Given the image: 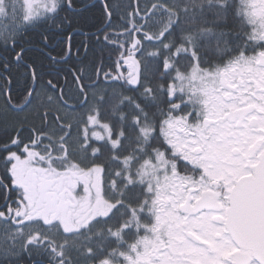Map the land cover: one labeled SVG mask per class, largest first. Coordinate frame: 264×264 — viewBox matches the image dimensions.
<instances>
[{
	"label": "snow or ice",
	"instance_id": "6c2138e0",
	"mask_svg": "<svg viewBox=\"0 0 264 264\" xmlns=\"http://www.w3.org/2000/svg\"><path fill=\"white\" fill-rule=\"evenodd\" d=\"M0 52V264H264V0H0Z\"/></svg>",
	"mask_w": 264,
	"mask_h": 264
},
{
	"label": "trees",
	"instance_id": "16d2710c",
	"mask_svg": "<svg viewBox=\"0 0 264 264\" xmlns=\"http://www.w3.org/2000/svg\"><path fill=\"white\" fill-rule=\"evenodd\" d=\"M32 41H33V45H34V47H33V50L32 51H30L29 53H28V55L30 56V57H32V58H36V49H35V45L38 43V41H39V36L38 35H33L32 36ZM3 55H6L5 53H2V52H0V56H3ZM40 61L38 60V63H39ZM45 65L47 64V62L46 61H44L43 62ZM44 71L46 72L47 71V68H45L44 69ZM14 72H15V69H14ZM48 77L47 76H45V79H47ZM22 83H23V81L22 80H20V84L19 85H15V87H19V86H21L22 85ZM32 257H37V256H35V255H33ZM31 257V258H32ZM38 258V257H37ZM23 264H31L30 263V261H24L23 262ZM38 264H41V263H38Z\"/></svg>",
	"mask_w": 264,
	"mask_h": 264
},
{
	"label": "flooded vegetation",
	"instance_id": "af4514ba",
	"mask_svg": "<svg viewBox=\"0 0 264 264\" xmlns=\"http://www.w3.org/2000/svg\"><path fill=\"white\" fill-rule=\"evenodd\" d=\"M26 260L30 261L31 264H33V261H35V264L41 263V259L37 258V257H32L31 259H29V257L27 255H25L23 257V262L26 261Z\"/></svg>",
	"mask_w": 264,
	"mask_h": 264
}]
</instances>
